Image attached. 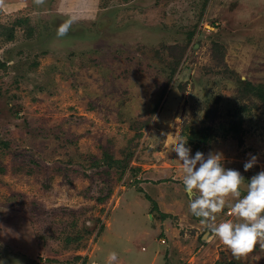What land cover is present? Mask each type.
<instances>
[{
    "label": "rangeland",
    "instance_id": "1",
    "mask_svg": "<svg viewBox=\"0 0 264 264\" xmlns=\"http://www.w3.org/2000/svg\"><path fill=\"white\" fill-rule=\"evenodd\" d=\"M0 61V264H264L172 151L264 169V0H0Z\"/></svg>",
    "mask_w": 264,
    "mask_h": 264
},
{
    "label": "clouds",
    "instance_id": "2",
    "mask_svg": "<svg viewBox=\"0 0 264 264\" xmlns=\"http://www.w3.org/2000/svg\"><path fill=\"white\" fill-rule=\"evenodd\" d=\"M72 23L69 19L59 25L57 36L66 35ZM187 143L177 137L172 151L182 164V183L191 213L206 223L225 208L228 197H234L231 214L236 217L235 221H222L211 231L237 257L250 252L258 242L264 248V169L248 179L246 193L242 195L240 186L245 178L240 170L225 167L223 153L210 151L206 155L198 150L192 154ZM257 164L258 157L250 155L243 169L247 172Z\"/></svg>",
    "mask_w": 264,
    "mask_h": 264
},
{
    "label": "trees",
    "instance_id": "3",
    "mask_svg": "<svg viewBox=\"0 0 264 264\" xmlns=\"http://www.w3.org/2000/svg\"><path fill=\"white\" fill-rule=\"evenodd\" d=\"M3 65H4V63L2 61H0V66H3Z\"/></svg>",
    "mask_w": 264,
    "mask_h": 264
}]
</instances>
